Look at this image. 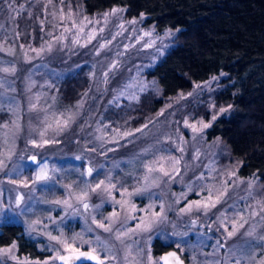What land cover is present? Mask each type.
<instances>
[{"label": "rangeland", "instance_id": "374dc122", "mask_svg": "<svg viewBox=\"0 0 264 264\" xmlns=\"http://www.w3.org/2000/svg\"><path fill=\"white\" fill-rule=\"evenodd\" d=\"M145 19L121 8L87 14L69 0H0V225L21 224L44 252L21 254L14 241L0 246V264H60L81 249L101 264H160L156 238L187 264H264V182L240 175L222 139L208 138L231 106L203 99L226 72L137 126L107 116L159 92L146 71L179 28ZM83 66L89 89L60 108L56 85ZM198 105L208 116L194 113Z\"/></svg>", "mask_w": 264, "mask_h": 264}, {"label": "trees", "instance_id": "16d2710c", "mask_svg": "<svg viewBox=\"0 0 264 264\" xmlns=\"http://www.w3.org/2000/svg\"><path fill=\"white\" fill-rule=\"evenodd\" d=\"M69 1L87 14L121 8L126 18L145 15V24L155 23L160 30L179 28L173 45L146 71L148 78L158 82L159 92L149 89L138 100L124 99L119 106H109L108 117L137 126L156 117L169 99L189 91L196 82L226 72L221 85L203 99L212 97L217 106H231L214 121L208 138L222 139L228 155L240 161V175L256 174L264 182V0ZM90 85L87 66L67 74L56 85L59 107L69 108ZM99 98L92 100L81 123L96 113ZM205 109L198 105L193 111L197 116H208ZM14 241L21 254L44 255L21 224L2 223L0 246ZM170 248L174 246L159 238L153 241L156 254Z\"/></svg>", "mask_w": 264, "mask_h": 264}, {"label": "water", "instance_id": "95a60500", "mask_svg": "<svg viewBox=\"0 0 264 264\" xmlns=\"http://www.w3.org/2000/svg\"><path fill=\"white\" fill-rule=\"evenodd\" d=\"M35 161V156H30ZM60 264H101L104 258L90 249L69 251L58 257ZM160 264H187L186 258L176 248H170L161 253Z\"/></svg>", "mask_w": 264, "mask_h": 264}, {"label": "flooded vegetation", "instance_id": "af4514ba", "mask_svg": "<svg viewBox=\"0 0 264 264\" xmlns=\"http://www.w3.org/2000/svg\"><path fill=\"white\" fill-rule=\"evenodd\" d=\"M164 252V251H163ZM184 256V255H183ZM187 260V259H186Z\"/></svg>", "mask_w": 264, "mask_h": 264}]
</instances>
